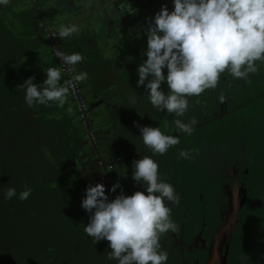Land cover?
I'll list each match as a JSON object with an SVG mask.
<instances>
[{
	"label": "flooded vegetation",
	"instance_id": "flooded-vegetation-1",
	"mask_svg": "<svg viewBox=\"0 0 264 264\" xmlns=\"http://www.w3.org/2000/svg\"><path fill=\"white\" fill-rule=\"evenodd\" d=\"M120 1L110 7L118 15L110 23L115 31L108 41L114 42L118 58L112 66L102 62L86 37L93 93L86 80L75 82L81 111L69 93L68 107L54 113L58 121L52 125L50 150L13 153L0 142V264H118L108 258V241L98 242L84 233L90 213L81 208V200L85 188L97 182L105 186L109 199L121 191L125 195L143 191L131 179L132 161L143 155L152 156L159 178L179 196V203L164 201L178 225L175 232L160 236L161 250L168 254L166 264H264V150L250 146L252 134H244L250 120L235 111L248 102L247 80L233 78L226 69L216 88L187 97L188 109L180 119L188 123L194 118L195 123L190 134L176 131L172 122L178 117L154 108L146 89L136 83L137 66L146 59L149 22L161 5L171 11L172 0H129L135 14L121 13ZM43 24L55 31L58 49L70 54L72 44L58 37L57 21L46 17ZM35 31L45 50L50 48L52 67L61 69L44 30L36 26ZM103 69L111 70V75L101 83ZM162 71L166 75V69ZM77 73L75 68L73 75ZM66 79L62 71L61 83ZM161 88L167 91L163 83ZM262 114L256 118L257 126ZM145 125L159 126L176 135L179 143L163 155H153L139 136L138 126ZM121 141L124 148L118 149ZM182 149L189 152L188 159L178 158ZM28 156L36 160L31 166L25 164ZM117 182L120 187L109 192ZM10 188L16 195L6 199ZM25 190L30 195L20 200Z\"/></svg>",
	"mask_w": 264,
	"mask_h": 264
},
{
	"label": "clouds",
	"instance_id": "clouds-1",
	"mask_svg": "<svg viewBox=\"0 0 264 264\" xmlns=\"http://www.w3.org/2000/svg\"><path fill=\"white\" fill-rule=\"evenodd\" d=\"M7 0H0V4ZM169 11L161 5L146 29V59L137 66V86H143L150 104L158 111L174 114V129L190 134L193 118L185 123L181 117L188 109L190 96H199L206 89H214L220 74L227 69L233 78L247 79L255 73L256 61L264 63V0H172ZM122 11L135 14L126 0L119 5ZM74 26L61 27L58 37H70ZM59 60L75 72L82 60L79 53L57 54ZM166 69V75L162 71ZM45 78L40 84L28 77L20 85L24 88V100L32 106L54 103L63 108L70 89L68 82L61 83L62 70L43 68ZM80 82L87 73L72 77ZM165 84L167 91L161 88ZM71 113V107L67 109ZM167 127V122L164 124ZM143 145L153 155H163L179 143L176 135L166 134L159 126H138ZM178 158L188 159L189 152L180 150ZM131 179L140 184L143 191L131 195L117 194L109 199L102 183L85 188L81 208L90 213L84 233L95 241H108L109 259L118 264H166L167 252L161 250L160 236L175 232L178 225L171 219V209L165 199L179 203L173 186L159 178L158 164L152 156L143 155L132 161ZM120 187L114 183L109 192ZM16 195L8 189L5 198ZM30 190L20 192L24 200Z\"/></svg>",
	"mask_w": 264,
	"mask_h": 264
},
{
	"label": "water",
	"instance_id": "water-1",
	"mask_svg": "<svg viewBox=\"0 0 264 264\" xmlns=\"http://www.w3.org/2000/svg\"><path fill=\"white\" fill-rule=\"evenodd\" d=\"M114 2L115 0H7L6 3L0 4V42L5 46V49L2 50V54H5L3 57L5 60L4 66L6 67L3 69V74L8 78L7 97L3 96L2 99H0V115L5 114L13 116L18 114L19 110H24V114L28 112L31 116L35 109H37L39 113L52 114L61 109H66L69 104L67 101L63 108H59L54 103H50L49 105L36 104L29 106L25 102L24 88L20 85H22L24 80L28 77H32L34 72H37L38 75L39 73L45 74L39 69L38 65H46V68L52 67V62L49 60L47 52L48 50L50 51V48H48L47 51L45 50L46 47L43 42L40 43L42 40L41 37H38L39 40L35 41L37 32H35V37H29L26 41H21L28 47L25 51H30L29 53L31 54L27 55L25 58H20L18 61L16 56L20 55V41L18 40L16 30L20 24L33 27V31H35L36 26L38 30H41V28L44 30L43 20L48 17L51 20L57 21L59 29L62 26H74L76 31L65 39L69 45L72 44L70 54L79 53L82 56V60L75 68L78 69L79 73H87V79H85L87 81V88L93 93L94 83L89 73L90 66L87 64L89 60L85 61L87 58L85 53L86 44H83L85 43L86 37L87 39L89 37V46H94L98 51V54H94V56H99L102 62L110 64V66H112V63L115 62L114 60L118 58V51L114 42L112 45L108 43L111 34L115 31L111 30L112 27L110 23L113 25L118 15L117 11H115L116 9L112 11L110 9V7L114 5ZM120 4H124V0H121ZM131 7L134 9L133 4H131ZM120 12L124 13L121 9ZM12 29H15V31ZM5 32L9 33L10 36ZM99 50L104 51L108 56L100 53ZM28 61H30L29 65L23 69L21 64ZM255 63L258 70L255 73H249L246 79L248 90L244 95V99H247L248 102L245 105L237 107L235 110L241 117L244 115L245 118H249L250 123H245V127H251L252 129L255 123H251V121H257L256 118L258 115L264 112V63L260 61H256ZM123 66L124 64L121 62L120 67L122 68ZM110 75L111 70H101L100 76H102V81L100 82L103 83L107 81ZM33 78L34 83L40 84L45 77L41 78L37 76ZM8 98H11L12 102L9 104V107H6L2 105L1 102L7 101ZM122 103L127 105L126 97H124ZM51 118H47L41 123L43 125L47 124ZM54 120L56 122L58 121L55 117ZM255 135L256 132L252 134V138H255ZM79 145L80 147H84L82 143ZM121 148H124L123 141L118 143V149Z\"/></svg>",
	"mask_w": 264,
	"mask_h": 264
},
{
	"label": "crops",
	"instance_id": "crops-1",
	"mask_svg": "<svg viewBox=\"0 0 264 264\" xmlns=\"http://www.w3.org/2000/svg\"><path fill=\"white\" fill-rule=\"evenodd\" d=\"M13 31H15V29H12ZM35 32L33 31V27H29L26 24H20V26L17 28L16 30V34L18 36V40L20 41V55L16 56L18 61L20 58H25L27 57V55H30L31 53L25 51L27 50V45H25L24 43H22L21 41H26L27 38L29 37H35ZM8 36H10L9 33L5 32ZM38 35L36 37V40L38 39ZM42 42V40L40 41V43ZM38 43V42H37ZM5 49V46L0 42V99H2L3 96L7 95V88H8V78L6 77V75L3 74V69H5L6 67L4 66L5 60L4 57L5 54H2V50ZM17 50V49H16ZM29 53V54H28ZM29 62H25L22 63L21 66L22 68H26L29 65ZM39 69L42 71L41 68H46V65H38ZM39 70V71H40ZM45 74H41L37 72L33 73L32 77H45ZM42 83V82H41ZM7 97V96H6ZM12 102L11 98H8L7 101L5 102H1L2 105L9 107V104ZM36 105V104H33ZM64 110V109H63ZM53 117V118H51ZM47 118H51V120L49 122H47V124H42L41 122ZM261 121L259 122L260 126H257V121H251V123H255L252 127H257V129L254 131V128L252 129L253 132H259V135L256 134L255 138H254V142L255 145L253 146L256 149L259 150H264V112L262 114V116L260 117ZM21 122V124H28L27 127L26 124L23 126L21 124H18V121ZM55 123L54 120V113L52 114H43V113H39V111L37 109H35L33 111V115L30 116V114L28 112H26V114H24V110L20 111L19 113L13 116H9V115H5V114H1L0 115V142H4L6 143V150H14V151H18V150H23L22 147L19 148V145L17 144L19 140V142L21 141V138H23V140L21 141V143L25 142V140L27 139V141L24 144V149H32L33 146V142H29L28 138L30 139H36L37 144H42L43 147H39V148H43V149H39V150H48L50 148V146L54 145L53 143V136L50 135V133L52 132V125ZM22 129H19V128ZM249 129L251 127H248ZM247 129V127H245V130ZM42 133H46V136H43ZM258 136V137H257ZM257 137V139H256ZM26 146L29 148H26ZM11 147V148H10ZM32 147V148H31ZM46 147V148H45ZM11 150V151H12ZM33 151V150H31Z\"/></svg>",
	"mask_w": 264,
	"mask_h": 264
},
{
	"label": "built area",
	"instance_id": "built-area-1",
	"mask_svg": "<svg viewBox=\"0 0 264 264\" xmlns=\"http://www.w3.org/2000/svg\"><path fill=\"white\" fill-rule=\"evenodd\" d=\"M44 32H45L46 39L48 40V42H49V44L51 46L52 52L58 58V55L57 54L60 53V52H62V51H60L58 49V47H57V41H56L55 31H53L49 27H45ZM58 60H59V58H58ZM59 63H60L61 70L67 76V80L66 81L68 82V86H69V89H70V94L74 98V100L77 102L78 109L81 111V108H82L81 101H80V98H79L77 85H76L75 81H73V79H72L73 72L70 71L71 66L64 65L60 60H59Z\"/></svg>",
	"mask_w": 264,
	"mask_h": 264
},
{
	"label": "rangeland",
	"instance_id": "rangeland-1",
	"mask_svg": "<svg viewBox=\"0 0 264 264\" xmlns=\"http://www.w3.org/2000/svg\"><path fill=\"white\" fill-rule=\"evenodd\" d=\"M17 121H18V120H17ZM18 124H21V122L18 121ZM25 124H26V123H25ZM25 124H21V125L24 126ZM27 125H28V124H26L25 127H27ZM18 128H19V127H18ZM19 129H22V128H19ZM238 130H239V129H238ZM244 132H245L244 134H246V137H248L249 135L252 134L253 130H252V128H250V129L247 128ZM22 140H23V138H21V141H22ZM28 140H29V142H31V143L33 142V144H34V147L32 148V150H35V151H36V150L41 149V148H39V147H43L42 144H37L36 139H30V138H28ZM17 141H18L17 144L19 145V148L22 147L23 150H26V149H24V147H25L24 144H25V142L27 141V139L25 140L24 143H23V142L21 143V141L19 142V140H17ZM236 141H237V140H236ZM253 141H254V139L252 138V141H251L252 143L250 144V146H252V147L255 145V144L253 143ZM237 143H241V142L238 141ZM241 144H242V143H241ZM25 145H26V144H25ZM242 145H243V144H242ZM35 146H36V147H35ZM240 146H241V145H240ZM10 148H11V147H10ZM254 149H255V148H254ZM11 150H12V149H11ZM11 150L9 149L10 152H13V151H14V150H12V151H11ZM29 151H31V149H29ZM14 152H15V151H14ZM14 152H13V153H14ZM29 153H31V152H29ZM14 157H16V154H14ZM38 158H39V157H38ZM24 159H25V164H26L27 166H31L32 163H35V161H36V160H35V161H34V160H31V159H30V156L25 157ZM39 164H41V165L43 166V165H44V162H43L41 159H39ZM44 168H45V167H44ZM28 169H29V170H27V171H28V174H26V175L29 176L30 173H31V168H28ZM0 243H3V241L1 240V237H0Z\"/></svg>",
	"mask_w": 264,
	"mask_h": 264
}]
</instances>
